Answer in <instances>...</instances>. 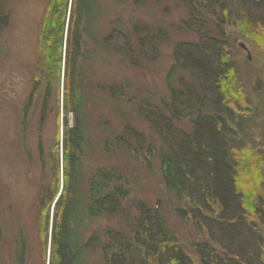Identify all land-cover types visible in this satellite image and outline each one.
I'll list each match as a JSON object with an SVG mask.
<instances>
[{
  "label": "rangeland",
  "instance_id": "obj_1",
  "mask_svg": "<svg viewBox=\"0 0 264 264\" xmlns=\"http://www.w3.org/2000/svg\"><path fill=\"white\" fill-rule=\"evenodd\" d=\"M48 1L0 0V14H5L0 18V264H50L55 204L64 186L63 135L66 126L74 127L77 121L76 111L69 110L66 114L63 100L71 0L66 15L59 87L53 75L51 92L44 105L42 77L46 67L42 65L37 43ZM89 1L92 12L84 15L80 25L84 30L82 55L75 73L74 104L84 129L82 149L75 153L78 191L84 205L88 204V180L102 166L114 169L125 179L122 183L126 191L116 214L92 218L85 212L78 219L77 230L86 245L82 264H104L101 247L107 234L128 232L130 220L137 215L134 206L139 200L150 208L158 207L183 253L196 262L197 244L209 243L214 247L208 257L212 264H260L258 243L264 236V227L252 211L258 204L264 214V26L253 21L264 22V0H216L210 7V12L222 10V29L231 45L229 58L236 74L232 79L234 90L244 94L239 98L241 111L236 109L238 115L242 114L237 118L241 128L235 126V133H226V139L229 145H235L238 188L247 197L244 202L250 215L246 223L242 222L237 218L239 210L232 205L223 211L220 217L223 221H213L212 213L201 210L198 219L211 238L193 220L181 218V210L176 211L188 208L191 203L185 198L181 201L162 185L159 156L165 144L137 112L138 106L145 107V103L166 112L170 103L167 77L174 63L173 47L180 42H196L202 27L184 26L189 17L187 0ZM240 15L253 20V24L232 22ZM134 24L152 30L158 27L166 32L164 40L154 38L151 46H144L145 56L150 60L139 53L137 37L132 31ZM125 39L136 49L134 63L113 47L126 45ZM239 39L246 40L251 60L237 47ZM181 75L173 74L172 86ZM35 79L39 85L29 108L25 109ZM210 83L206 86L205 81V89L207 97L213 99L215 90ZM142 114L151 116L146 109ZM126 124L143 134L144 148L152 146L150 167L122 147L111 145ZM172 125L180 133L190 134L193 130L185 117L172 120ZM162 130L166 133V129ZM56 143L58 169L54 158ZM57 171L59 188L49 207L45 236L46 204L55 192ZM93 236L98 241L87 246Z\"/></svg>",
  "mask_w": 264,
  "mask_h": 264
},
{
  "label": "trees",
  "instance_id": "obj_2",
  "mask_svg": "<svg viewBox=\"0 0 264 264\" xmlns=\"http://www.w3.org/2000/svg\"><path fill=\"white\" fill-rule=\"evenodd\" d=\"M68 1L49 0L40 22L37 50L41 52L43 67H46L42 77L45 80L44 105L51 92L53 75L59 87ZM187 2L189 17L184 21V26L187 29L193 25L202 27L203 32H197L196 42H180L173 47L174 63L167 77L170 103L166 112L154 109L149 103H145V107L139 105L137 112L149 122L150 129L155 131L165 144L159 156L162 185L181 201V198H185L184 200L191 203L188 208H177L176 211L181 210V218L193 220L194 224L200 229H205L210 236L198 219L201 210L207 209L212 213L215 216L213 221H223L220 219L223 211L232 205L239 210L238 217L236 214L233 217L245 222L250 216L244 202L247 197L238 188L239 174L233 158L235 145H229L226 139V133L232 134L236 128H241L237 118L242 114L238 115L236 109L241 111L239 98L244 94L234 90L232 79L236 78V74L229 58L231 45L222 29V10L210 12V7L217 1ZM91 6L89 0H71L70 3L64 56L63 100L66 114L69 110L76 111L77 121L74 127L66 126L63 135L64 186L55 204L50 264H82V256L85 254L83 248L86 245L77 230L78 219L81 220L85 212L92 218L105 213L116 214L125 198L126 188L122 183L125 179L116 174L114 169L105 166L96 169L88 180V204L84 205L82 194L78 191L75 153L82 149L84 129L74 104L75 73L78 58L82 55L81 41L84 30L80 25L84 15L91 11ZM2 17H5V14H0V18ZM247 19L240 15L233 18L232 22L236 25L241 22L247 26L248 21L264 26V22L253 21L248 17ZM132 31L137 37L139 53L147 60L150 59L145 56L144 46H151L154 38L164 40L167 36L161 28L152 30L146 25L134 24ZM125 40L128 42L126 45L113 47L134 63L136 49L128 39ZM175 73L182 75L175 80L176 85L172 86L171 80ZM205 81L206 86L209 82L213 84L215 98L207 97ZM38 85L39 81L35 79L25 109L29 108ZM143 109L150 111L151 116L143 115ZM182 117L189 119L192 124L193 130L190 134L180 133L172 125V120ZM163 128L166 133H163ZM122 132L114 138L111 145L122 147L150 167L149 157L153 155V148H144L143 134L130 124L124 125ZM54 156L58 169V143ZM56 181L55 192L46 204L45 236L49 207L59 188L58 171ZM134 209L137 215L130 220L128 232L110 231L107 234V240L101 247L104 264H212L213 260H209L214 251L212 245L197 244L196 253L199 257L196 262L183 253L176 237L160 215L158 207L150 208L144 201L139 200ZM262 209L257 204L252 213L264 227ZM94 241H98L96 236L90 238L87 246H91ZM258 257L260 264H264V236L258 243Z\"/></svg>",
  "mask_w": 264,
  "mask_h": 264
},
{
  "label": "water",
  "instance_id": "obj_3",
  "mask_svg": "<svg viewBox=\"0 0 264 264\" xmlns=\"http://www.w3.org/2000/svg\"><path fill=\"white\" fill-rule=\"evenodd\" d=\"M236 45L243 52H245L247 60H251L250 49H249V46H248L246 40L244 41V39H239V41L236 43Z\"/></svg>",
  "mask_w": 264,
  "mask_h": 264
}]
</instances>
